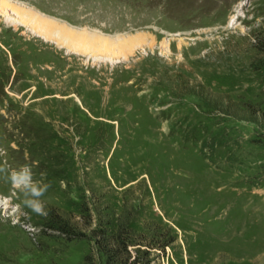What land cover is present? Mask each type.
<instances>
[{
  "label": "rangeland",
  "instance_id": "374dc122",
  "mask_svg": "<svg viewBox=\"0 0 264 264\" xmlns=\"http://www.w3.org/2000/svg\"><path fill=\"white\" fill-rule=\"evenodd\" d=\"M8 1L0 264H264V0Z\"/></svg>",
  "mask_w": 264,
  "mask_h": 264
},
{
  "label": "trees",
  "instance_id": "16d2710c",
  "mask_svg": "<svg viewBox=\"0 0 264 264\" xmlns=\"http://www.w3.org/2000/svg\"><path fill=\"white\" fill-rule=\"evenodd\" d=\"M258 54L260 55L261 59L258 61L257 66L255 69H259L260 67H264V34L262 36H259L255 40ZM46 227L57 231L65 236L68 237V239H80L81 234L79 232H76L75 229H73L70 224L67 221H64L58 214L50 213L48 222L46 223ZM118 227V231L112 236V240L114 241L113 248L110 249V247L107 244V240H105V234L106 231L101 233V240H95V243L98 247L97 254L100 258H103L102 261L104 264H117L115 259L117 256V251L120 249L129 255L127 252L126 244L128 240L123 238L122 234V227ZM95 258L92 255H87L84 257V262L86 264H94ZM100 261V260H99ZM101 262V261H100Z\"/></svg>",
  "mask_w": 264,
  "mask_h": 264
},
{
  "label": "clouds",
  "instance_id": "9594fccd",
  "mask_svg": "<svg viewBox=\"0 0 264 264\" xmlns=\"http://www.w3.org/2000/svg\"><path fill=\"white\" fill-rule=\"evenodd\" d=\"M12 184L16 187H20L21 185L24 186H31V177L28 173V170L25 169L22 173H13L11 177ZM50 185H46L44 189L37 188L35 186H31V194L33 197H41L44 196L45 192H47ZM31 210L35 212L39 216L47 217V212L42 211L43 206L36 200L28 201L27 202Z\"/></svg>",
  "mask_w": 264,
  "mask_h": 264
},
{
  "label": "bare ground",
  "instance_id": "6f19581e",
  "mask_svg": "<svg viewBox=\"0 0 264 264\" xmlns=\"http://www.w3.org/2000/svg\"><path fill=\"white\" fill-rule=\"evenodd\" d=\"M5 1L7 2L8 0H0V2L2 3L1 5L2 6H6V5H8V4H6L5 3ZM8 3H9V1H8ZM11 6V5H10ZM13 9H15L18 13L19 12H23V11H25V12H27L28 14L27 15H30V16H35L36 14H35V12L34 11H32V10H30L29 8L28 9H26V10H28V11H26L25 9H23V8H21V7H17V6H15V7H13V6H11ZM36 16H38V15H36ZM39 17V16H38ZM42 18V17H41ZM43 19V21L44 22H49V23H54V24H59L58 22H56L54 19H51V20H47L46 18H42ZM41 20V19H40ZM48 24V23H47ZM66 28H68V27H66ZM45 29H48V30H52V26H51V24H49V25H47L46 27H45ZM69 30V31H68ZM71 31V32H70ZM67 32H70V33H73V32H75V31H72L71 29H67ZM76 33V32H75ZM74 34V33H73Z\"/></svg>",
  "mask_w": 264,
  "mask_h": 264
}]
</instances>
